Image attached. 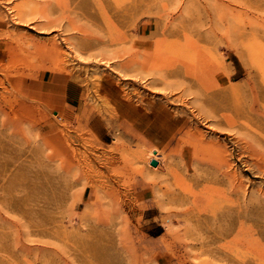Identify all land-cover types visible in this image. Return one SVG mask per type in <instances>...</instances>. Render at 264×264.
<instances>
[{
	"label": "rangeland",
	"instance_id": "obj_1",
	"mask_svg": "<svg viewBox=\"0 0 264 264\" xmlns=\"http://www.w3.org/2000/svg\"><path fill=\"white\" fill-rule=\"evenodd\" d=\"M25 1L0 0V264H264V0H38L33 28Z\"/></svg>",
	"mask_w": 264,
	"mask_h": 264
},
{
	"label": "bare ground",
	"instance_id": "obj_2",
	"mask_svg": "<svg viewBox=\"0 0 264 264\" xmlns=\"http://www.w3.org/2000/svg\"><path fill=\"white\" fill-rule=\"evenodd\" d=\"M39 1L38 0H27V1H25V2H21L20 4H18V5H15V7H14V12H15V18H16V20H19L21 23H26V24H29L30 25V27L31 28H33V27H36L37 26V24L38 23H42V22H45L46 24H48V23H51L50 22V18H49V16L46 14V13H44V12H42V10L41 9H39L38 8V3ZM18 18V19H17ZM228 34V33H227ZM187 35V34H186ZM229 35V34H228ZM164 36V35H163ZM188 37H190V36H188ZM214 37V36H213ZM225 37V36H224ZM216 38V37H215ZM228 38V37H227ZM161 46V47H160ZM157 47H158V51L160 52L159 54H164V55H167V56H170V55H172V56H174L175 58L176 57H178V58H180V59H182V58H190L191 57V60H192V58L194 57V55L193 54H190V53H187V50H185V48L187 47V48H195L196 47V45L194 44V43H190V42H186V43H184V44H181V45H178V44H173V43H169V42H159V43H157ZM75 49V48H74ZM40 50H42L43 52H45V53H47V54H50V55H54L55 56V60H58V58H59V56H60V53H59V49L57 48V46H56V44L54 43V42H51L48 46H42V48L40 49ZM73 51H75V54L76 55H78V57H80V55L77 53V51L76 50H73ZM79 51V50H78ZM157 51V52H158ZM96 52V51H95ZM99 52V55H107V54H109V51H107V50H100V51H98ZM89 53H91V51L89 52ZM93 53V52H92ZM249 55H250V57H251V59L252 60H254L256 63H257V66H258V69H260L261 71H262V73L264 74V58H262L261 57V55H260V53L257 51V50H255L254 48H252V47H250L249 48ZM93 55H94V53H93ZM96 56V55H95ZM171 56V57H172ZM188 56H190V57H188ZM98 57H100L101 59L100 60H102V57L101 56H98ZM98 57H97V60H99L98 59ZM173 57V58H174ZM178 58H176V59H178ZM54 60V61H55ZM172 60V59H171ZM175 60V59H174ZM179 61V60H178ZM192 61H194V60H192ZM173 63V62H172ZM177 63V62H176ZM178 63H180V62H178ZM183 65H184V68H185V71H184V73L186 72V70H188L189 72H191L192 74H194L195 76H197L200 80V82H202L203 84L202 85H204V86H207V81H206V79H205V76L210 72L209 70H213L214 68L216 69L217 67H215V66H213V65H211V64H203L202 63V61L201 60H199L198 59V62H197V60H195V62H194V64H191L192 66H189V65H185L184 63H183ZM170 66V65H169ZM63 65H61V64H56V66H55V69H56V71H62L63 70ZM175 68V67H174ZM170 70V69H169ZM171 70H174V69H171ZM190 73V74H191ZM187 74V73H186ZM189 74V75H190ZM263 74L261 75L262 77H263ZM126 74L124 73L122 76H123V78H124V76H125ZM184 75V74H183ZM135 76V75H134ZM187 77V76H186ZM191 77H193L192 75H191ZM125 79V78H124ZM194 79V78H193ZM196 79V78H195ZM205 81H206V83H205ZM163 82V81H162ZM156 83V82H155ZM154 83V84H155ZM205 83V84H204ZM209 84V83H208ZM167 85H169V84H167ZM172 85V84H171ZM170 85V86H171ZM210 85V84H209ZM162 86H163V84H162ZM165 86V85H164ZM201 86V85H200ZM166 88V87H165ZM168 88H170L169 86H168ZM204 88V87H203ZM207 88H211V86H209V87H207ZM219 88H221V87H219ZM218 89V88H217ZM165 90V89H164ZM212 90V89H211ZM211 90H209V92L211 91ZM214 90V89H213ZM216 90V89H215ZM207 91V90H206ZM197 94H198V92H197ZM206 94H207V92H206ZM195 95V97H196V94H194ZM199 95V94H198ZM204 95V94H203ZM180 97V96H179ZM262 97V96H261ZM181 98V97H180ZM166 99V98H165ZM168 99V98H167ZM166 99V100H167ZM198 99H201V97L199 96V98ZM169 100V99H168ZM167 100V101H168ZM177 100H178V98H177ZM179 102V101H178ZM162 106V105H161ZM203 106V105H202ZM203 109H205L204 108V106L202 107ZM223 110V109H222ZM201 111H203L202 109H200V112ZM208 112H209V110H208ZM207 112V114L209 115V117L211 116V113H208ZM203 113H204V111H203ZM183 114V113H182ZM201 114V113H200ZM206 114V115H207ZM204 115V114H203ZM202 115V116H203ZM205 115V117L207 118L208 117V115L206 116ZM223 115V114H222ZM196 116V115H195ZM198 116V115H197ZM201 116V115H200ZM201 116V117H202ZM221 116V115H220ZM193 117H194V115H193ZM213 117V116H212ZM228 117V116H227ZM231 117V116H230ZM230 117H228V120H229V118ZM178 118V117H177ZM215 118V117H214ZM222 118V117H221ZM205 119V118H204ZM225 119V118H224ZM215 120V119H214ZM214 120H212V121H214ZM217 120V119H216ZM215 120V121H216ZM226 120V119H225ZM225 120H224V122H225ZM211 120H210V122H212ZM227 121V120H226ZM228 122V121H227ZM214 123V122H213ZM233 123V122H232ZM215 124V123H214ZM227 124V123H226ZM229 125H230V123H228ZM236 124V123H235ZM63 125V124H62ZM216 125H218V124H215V126ZM228 125V128L230 127ZM211 126L214 128L215 126L214 125H212V123H211ZM236 126V125H235ZM231 127H232V125H231ZM230 127V128H231ZM64 128H65V126H64ZM217 128V126L215 127V129ZM218 128H219V126H218ZM227 128V129H228ZM229 128V129H230ZM220 129V128H219ZM232 129V128H231ZM222 131H226V130H224V128H222L221 129ZM235 130V129H234ZM237 130V129H236ZM64 131V130H63ZM228 131V130H227ZM230 131H233V130H230ZM216 132V131H215ZM233 133H235V132H233ZM232 133V134H233ZM236 133H238V132H236ZM235 135V134H234ZM233 135V136H234ZM229 136V135H228ZM64 138H65V136H64ZM235 138H236V136H235ZM230 139V138H229ZM233 139V138H232ZM232 142V141H231ZM234 143H236V141L235 142H233V144ZM239 143V142H238ZM242 144V143H241ZM240 144V145H241ZM240 145H239V148H240ZM237 146V145H236ZM242 147H244L243 145H242ZM247 148V147H246ZM239 150V149H238ZM244 150V149H243ZM228 153V152H227ZM240 153V152H239ZM241 154V153H240ZM245 154V153H244ZM227 155V154H226ZM140 156H142V157H144L145 158V160H146V162L147 163H149L150 165H151V163L152 162H157V165L156 166H152L151 165V167H153V168H156V167H158V161H160V152H159V150L158 149H156V148H153V149H149V150H147L146 152L145 151H142V152H140ZM228 156V155H227ZM230 156V155H229ZM242 156H243V152H242ZM230 157H232V156H230ZM229 157V158H230ZM241 157V156H240ZM143 159V158H142ZM241 159V158H240ZM243 212V211H242ZM242 215H244L243 213H242ZM243 218H244V216H243ZM239 221V220H238ZM235 224V223H234ZM237 226H238V224H237ZM244 226V225H243ZM228 229V228H227ZM238 229V228H237ZM240 229V228H239ZM244 229V228H243ZM224 230H226V229H224ZM237 231V230H236ZM62 232H64V231H62ZM221 232V231H220ZM219 232V233H220ZM223 232V231H222ZM229 232H231V231H229ZM224 233V232H223ZM222 233V234H223ZM228 233V232H227ZM227 233H226V235H227ZM234 234V233H233ZM221 237H222V235H220ZM232 237H233V235H232ZM224 238V237H223Z\"/></svg>",
	"mask_w": 264,
	"mask_h": 264
},
{
	"label": "crops",
	"instance_id": "obj_3",
	"mask_svg": "<svg viewBox=\"0 0 264 264\" xmlns=\"http://www.w3.org/2000/svg\"><path fill=\"white\" fill-rule=\"evenodd\" d=\"M44 86V84H43ZM68 89L66 86L48 85L45 91L43 102L48 109L56 111H65L66 106L70 105V99L67 96ZM144 191L143 193H146ZM158 264H170L166 259H158Z\"/></svg>",
	"mask_w": 264,
	"mask_h": 264
},
{
	"label": "water",
	"instance_id": "obj_4",
	"mask_svg": "<svg viewBox=\"0 0 264 264\" xmlns=\"http://www.w3.org/2000/svg\"><path fill=\"white\" fill-rule=\"evenodd\" d=\"M151 165L152 166H156L157 165V162H152Z\"/></svg>",
	"mask_w": 264,
	"mask_h": 264
}]
</instances>
